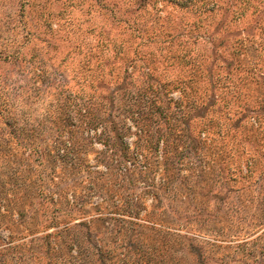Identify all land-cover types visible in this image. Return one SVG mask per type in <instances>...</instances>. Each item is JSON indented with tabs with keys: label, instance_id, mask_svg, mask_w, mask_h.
Masks as SVG:
<instances>
[{
	"label": "rangeland",
	"instance_id": "374dc122",
	"mask_svg": "<svg viewBox=\"0 0 264 264\" xmlns=\"http://www.w3.org/2000/svg\"><path fill=\"white\" fill-rule=\"evenodd\" d=\"M0 104V264H264V0H0Z\"/></svg>",
	"mask_w": 264,
	"mask_h": 264
},
{
	"label": "trees",
	"instance_id": "16d2710c",
	"mask_svg": "<svg viewBox=\"0 0 264 264\" xmlns=\"http://www.w3.org/2000/svg\"><path fill=\"white\" fill-rule=\"evenodd\" d=\"M0 105H1V104H0ZM2 108H3V109H2ZM2 108H0V115L3 114L4 110H6L5 107H2ZM5 116H6V114H5ZM1 118H2V117H1Z\"/></svg>",
	"mask_w": 264,
	"mask_h": 264
}]
</instances>
